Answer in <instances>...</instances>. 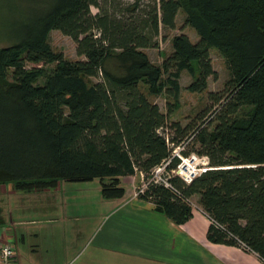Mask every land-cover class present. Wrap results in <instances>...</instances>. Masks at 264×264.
Instances as JSON below:
<instances>
[{
  "label": "trees",
  "instance_id": "obj_1",
  "mask_svg": "<svg viewBox=\"0 0 264 264\" xmlns=\"http://www.w3.org/2000/svg\"><path fill=\"white\" fill-rule=\"evenodd\" d=\"M8 1L14 20L0 37L8 43L0 46V187L33 193L98 179L103 199H121V178L141 173L146 181L172 156L162 131L174 109L168 102L164 113L150 97L165 95L178 108L184 72L193 78L188 91L205 92L216 76L215 49L229 72L224 92L210 93L221 108L190 139V128L174 123L178 136L170 140L194 144L184 154L206 156L217 169L191 185L173 177L177 193L150 184L139 199L183 225L198 198L212 223L210 242L264 262V0ZM180 13L199 40L174 36L172 54L156 65L145 50L159 48ZM53 31L74 42L80 59L52 48Z\"/></svg>",
  "mask_w": 264,
  "mask_h": 264
},
{
  "label": "rangeland",
  "instance_id": "obj_2",
  "mask_svg": "<svg viewBox=\"0 0 264 264\" xmlns=\"http://www.w3.org/2000/svg\"><path fill=\"white\" fill-rule=\"evenodd\" d=\"M14 1V0H13ZM101 4L105 0H98ZM123 2H133L134 0H119ZM146 1V0H144ZM8 0H0V37L7 30V22L13 21L14 16L7 12ZM14 3V2H13ZM16 3L20 5L22 1H17ZM6 6V7H5ZM91 11L93 14L97 13V9L92 7ZM16 15V14H15ZM186 34L193 42L199 40L197 33L190 27L185 25V15L180 13L177 18L176 29L172 31H163L160 37V46L157 49H147L145 52L150 56L151 60L156 65H161L165 58L172 54V39L176 35ZM50 45L55 51H60L69 60H78L75 52L74 42L62 35L58 31H53L49 38ZM8 43L4 40H0V46H6ZM211 60L213 68L216 72V76L209 78L208 89L203 93H192L188 91L189 85L193 82V78L184 72L181 76V86L182 93L180 97L179 107L174 108V102L168 100L165 95L160 97H150V100L159 105L164 113L168 112L167 103L170 102L174 109V112L169 116L168 124L165 130L162 131L163 135H166L168 139H172L178 136L176 129L171 126L174 123H178L182 128H190L189 135L187 139L194 134L197 127L209 122L213 119L216 112L221 108V103H216L211 97L210 93H215L221 95L225 90L226 82L229 80V72L225 63L224 58L221 54L215 50H211ZM194 144L187 146V151H191ZM176 146L174 147V149ZM137 178H136V177ZM134 176V189L132 195L137 192L140 188L142 180L137 174ZM106 179L104 183H108ZM58 186V185H57ZM101 184L98 179H94L89 182H60L57 189L33 192V193H21L15 192L12 186H5V193L9 197H5L0 194V211L5 212V222L0 226V235L3 233L9 234L12 237V243L17 249V251L22 255H30L31 250L35 249L36 254H43L46 260L57 261L56 264H81L84 258H80L79 262L74 263V256L63 257L60 252V241L63 239V235L60 233L62 230V212L49 210L48 207H63L68 208V213L72 215L74 212L89 214V219L86 218V222L89 228L97 225L100 222V218L103 215V206L101 204L102 196L100 190ZM3 189V188H0ZM139 199V198H138ZM192 206L195 209H201L198 198L194 197L192 199ZM41 207H46V209H40ZM202 210V209H201ZM0 212V213H1ZM73 212V213H72ZM73 216V215H72ZM10 218L12 220V226L10 224ZM22 222L20 225L19 222ZM28 224V222H32ZM76 224V223H72ZM70 223L66 224L65 230L69 229ZM26 230L30 234H26ZM35 234L36 236H33ZM47 234V237L44 235ZM65 234V232H64ZM23 235L24 243L21 240ZM67 240L75 239L76 236L65 234ZM39 239H41L48 248L36 249L34 246L37 245ZM58 241V242H57ZM11 242V241H10ZM57 242V246L55 243ZM78 247H82L84 241L82 238L76 243ZM33 259L36 255L33 254ZM63 257V258H62ZM37 263V261H36Z\"/></svg>",
  "mask_w": 264,
  "mask_h": 264
},
{
  "label": "crops",
  "instance_id": "obj_3",
  "mask_svg": "<svg viewBox=\"0 0 264 264\" xmlns=\"http://www.w3.org/2000/svg\"><path fill=\"white\" fill-rule=\"evenodd\" d=\"M137 174L140 176L139 173L135 175ZM134 176L121 178V187L125 191L121 199L102 198L103 215L100 222L92 228L85 223L86 218L90 217L89 214L72 212V216L68 213L66 206L61 208L50 205L48 207L49 210L59 211V213L61 211L63 215L61 225L63 228L60 232L63 239L60 241L59 254L63 257L73 255L74 263L84 258L81 264H264L258 255L241 247L210 242L208 231L212 223L200 208H194L190 221L183 225H176L156 212L151 202L134 199L132 195ZM59 185L60 183L54 189H57ZM0 188H3L0 189V194L9 197L5 194L8 191H5L4 187ZM40 209H46V207ZM4 216L5 212H1V225L5 222ZM32 223L34 221L28 222V224ZM68 223H70L69 229L65 230L64 227ZM10 224L11 226L14 224L11 218ZM20 224H22L21 221L19 224L16 223V225ZM64 232L76 238L67 240ZM27 233L30 234L26 230ZM33 236L36 235L33 234ZM0 237L13 245L11 235L3 233ZM44 237H47V234ZM80 238L84 241L82 247L76 244ZM23 239L22 235L21 240L24 243ZM13 247L14 264L57 263V261H49L50 259L46 260L48 253L44 258L43 254H38V251L36 254V250L32 249V254L21 255L14 245ZM34 247L49 250V246H46L41 239ZM33 254L36 255L34 259Z\"/></svg>",
  "mask_w": 264,
  "mask_h": 264
},
{
  "label": "built area",
  "instance_id": "obj_4",
  "mask_svg": "<svg viewBox=\"0 0 264 264\" xmlns=\"http://www.w3.org/2000/svg\"><path fill=\"white\" fill-rule=\"evenodd\" d=\"M167 143L171 148L175 147L168 138ZM186 149L187 145H181L175 149L173 148L172 156L163 164L156 167L146 181L144 180V176L139 173L142 183L140 188H138L137 192L133 195V198L138 199L139 195L142 194L150 184L163 185L177 193L171 183L173 177L180 178L186 185H191L198 177L217 169L210 165V160L206 156H200L197 153L184 154ZM176 159L179 160L177 166L174 169H169L172 162ZM14 261L15 250L13 245L3 241L0 237V264H14Z\"/></svg>",
  "mask_w": 264,
  "mask_h": 264
}]
</instances>
